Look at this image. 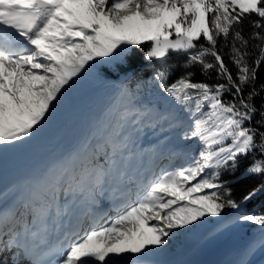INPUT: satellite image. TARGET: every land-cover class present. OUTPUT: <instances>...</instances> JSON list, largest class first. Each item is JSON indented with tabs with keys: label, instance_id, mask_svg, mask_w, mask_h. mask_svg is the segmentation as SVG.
Wrapping results in <instances>:
<instances>
[{
	"label": "snow or ice",
	"instance_id": "6c2138e0",
	"mask_svg": "<svg viewBox=\"0 0 264 264\" xmlns=\"http://www.w3.org/2000/svg\"><path fill=\"white\" fill-rule=\"evenodd\" d=\"M145 44L152 74L125 73L86 136L0 192V264H148L207 218L214 233L260 226L233 264L264 251V201L246 209L264 197V0H0V157L38 138L98 65ZM145 129L162 139L144 146ZM242 157L261 179L237 197L222 175Z\"/></svg>",
	"mask_w": 264,
	"mask_h": 264
},
{
	"label": "bare ground",
	"instance_id": "6f19581e",
	"mask_svg": "<svg viewBox=\"0 0 264 264\" xmlns=\"http://www.w3.org/2000/svg\"><path fill=\"white\" fill-rule=\"evenodd\" d=\"M88 83L92 87L106 84L105 81H96L93 79H88L87 84ZM115 93L116 91L108 95L109 100L107 104L114 97ZM79 94L80 87L76 86L75 89L66 96L64 102L52 117L51 122L38 138H35L26 146L6 151L3 156L0 157V192H6L8 196L11 197L14 194L12 191L14 186L18 187L20 182L29 173L45 163L41 161L42 159H40L42 156V158L45 159L46 157L52 158L53 156L49 157V155L53 152L55 153V156L67 150V148H62V146H65L69 140L67 133H60L59 136L55 134L56 132H59L63 124L75 121V123L81 124L84 136L89 133L96 115L101 112L107 104L103 105L101 108L92 109V112H87L85 109L82 110V108L74 105L76 97H78ZM81 102L82 101H80V103ZM36 156H39L40 158H37L34 163L29 165L30 161L33 162ZM47 160L48 159H46V161ZM237 226V224L230 225L226 230L216 233H214V229H212L207 231L203 237L183 235L182 238L185 241L183 247L184 251L180 258L175 259L173 264H193L190 259L194 258V255H201L200 257L205 259L206 253L216 254L218 249L232 243L231 236ZM178 234H180V231H178L175 236L170 237L169 242H172L171 239L177 238ZM145 257H150L152 259L151 261H148V264H161L167 262L163 260V253L156 252L155 250L148 253L141 259H144ZM127 258L128 257L125 259ZM252 258L264 260V251L257 250L251 259ZM234 260L235 259L231 257L230 259H227L226 262L228 264H233ZM205 264H209V261H206Z\"/></svg>",
	"mask_w": 264,
	"mask_h": 264
},
{
	"label": "trees",
	"instance_id": "16d2710c",
	"mask_svg": "<svg viewBox=\"0 0 264 264\" xmlns=\"http://www.w3.org/2000/svg\"><path fill=\"white\" fill-rule=\"evenodd\" d=\"M254 18V17H253ZM243 28V34L245 38H247L252 32V27L249 19H245L241 25ZM222 39V38H221ZM258 43V41H250V50L251 44ZM149 47L148 44L143 45L140 48H132L130 49V53L126 60L109 62L105 64L98 65L95 70L91 71L87 75H95V76H103L107 78H119L122 76L125 79V73L134 74L137 78L147 79L156 66V62H148L144 59V51ZM183 57L176 56L175 54H170L169 61L178 63L181 61ZM231 66V65H230ZM107 71H104V70ZM181 69L177 68V72L175 75H178ZM193 71L196 72L195 79H201V75L199 73L198 68H194ZM87 75L85 77H87ZM83 77L80 81L84 82ZM259 77L261 80H264V66L261 67L259 72ZM259 82V81H258ZM154 94V87L149 85L146 86L145 89L142 90L141 95L145 99H152ZM99 96L98 94H94L92 97H88L87 102L91 99H95ZM256 104L259 106L260 98L256 99ZM259 119V116L256 117ZM248 163V158H241L240 167L233 173L230 171H225L222 175V179L231 182L230 187L233 189V193L235 196L239 197L242 195L248 188L257 183L261 177L259 176H245L243 174L244 167ZM264 201V197H258L257 199L250 201L246 205L247 210H251L254 207H259ZM227 213V212H226ZM212 222V218H207L203 224L198 225L199 228H204V226L210 224ZM241 227V233L239 237L242 239H248L254 237L260 230L259 225H255L248 222H243Z\"/></svg>",
	"mask_w": 264,
	"mask_h": 264
},
{
	"label": "rangeland",
	"instance_id": "374dc122",
	"mask_svg": "<svg viewBox=\"0 0 264 264\" xmlns=\"http://www.w3.org/2000/svg\"><path fill=\"white\" fill-rule=\"evenodd\" d=\"M88 79H91V77L89 75H87V77L84 78V82H82V86H80V94L78 95V97H76V99L79 102L82 101L81 102L82 104H85L86 100L88 99L87 98L88 96H91V95H94V94H98V92L101 91V92H103V94L100 95V99L94 102V103H99L100 102L99 106H97V108H101L103 105H106L108 100H109V97L108 96L106 97V94L109 93L110 91L111 92L114 91L116 86L118 87L119 84H116L112 79H106V78L100 76V78L98 77V79H95V80L96 81H105L106 84L105 85H97V86L92 87V86L89 85V83L87 84ZM91 104H93V103H91ZM89 106H90V104L88 106H86V107L89 108ZM92 109H94V108H92ZM92 109H89V111L92 112L93 111ZM89 111H87V112H89ZM81 128H82L81 124H79V123L77 124V123H75V121H71L68 124H66V123L63 124L61 126L59 132H56L55 134H57V136H59L60 133H67V136H69V138H71V137H74V136H78L77 133H79L81 131ZM216 223H218V221H216L214 223V225ZM239 224H240V222H238L237 225H239ZM240 227H242V226L239 225V227H237L236 231L231 236L232 241L235 240L236 238H238L237 236H239V234L241 233ZM198 228L199 227H196V228L190 229V230H188L186 232L185 231H180V234L177 235V238L171 239L172 242L170 241L169 244H167V246H163V247H161L159 249H156L155 251L156 252H162L163 253V257H164L163 260H165V261H166V259L168 260L173 255H177V253L179 251H181V249H183L185 241L183 240L182 236L185 235V234L191 235L193 233V231L195 229L197 230ZM211 228L212 227L207 228V229H205V231H208ZM261 232L262 231H260L258 233V235H257V237L255 239H258L260 237ZM165 247H166L167 251L172 250L175 253H173V255L165 256L164 255L165 254L164 252L166 251Z\"/></svg>",
	"mask_w": 264,
	"mask_h": 264
}]
</instances>
